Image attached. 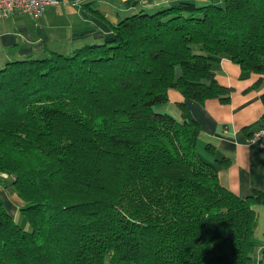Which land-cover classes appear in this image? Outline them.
Returning a JSON list of instances; mask_svg holds the SVG:
<instances>
[{"label":"trees","instance_id":"trees-1","mask_svg":"<svg viewBox=\"0 0 264 264\" xmlns=\"http://www.w3.org/2000/svg\"><path fill=\"white\" fill-rule=\"evenodd\" d=\"M223 57L264 75V0H182L0 67V176L23 201L21 223L0 198V264H264V192L219 182L185 103L182 120L154 110L170 88L228 100Z\"/></svg>","mask_w":264,"mask_h":264},{"label":"crops","instance_id":"crops-1","mask_svg":"<svg viewBox=\"0 0 264 264\" xmlns=\"http://www.w3.org/2000/svg\"><path fill=\"white\" fill-rule=\"evenodd\" d=\"M43 14L33 18L14 12L0 19V67L7 62L43 58L51 52L69 54L86 44L101 42L120 19L139 11L153 12L182 0H58ZM207 4L211 0H189ZM215 78L231 88L228 100L217 98L200 103L170 88L167 100L154 105L182 120L185 103L201 130L197 135L198 156L215 165L219 182L239 197L253 189L264 192V145L249 141L252 133L264 127V75L242 70L228 57L215 64ZM0 198L16 221H21L22 199L9 180L0 176ZM255 263L264 256V203L254 206ZM27 226V224H24Z\"/></svg>","mask_w":264,"mask_h":264},{"label":"built area","instance_id":"built-area-1","mask_svg":"<svg viewBox=\"0 0 264 264\" xmlns=\"http://www.w3.org/2000/svg\"><path fill=\"white\" fill-rule=\"evenodd\" d=\"M58 0H0V19L8 17L14 12L25 13L33 18L40 17L49 4H58ZM250 142L264 145V127L252 133Z\"/></svg>","mask_w":264,"mask_h":264},{"label":"rangeland","instance_id":"rangeland-1","mask_svg":"<svg viewBox=\"0 0 264 264\" xmlns=\"http://www.w3.org/2000/svg\"><path fill=\"white\" fill-rule=\"evenodd\" d=\"M0 175H1V176H4V173H0ZM21 223H22V221H21ZM253 261H254V260H253Z\"/></svg>","mask_w":264,"mask_h":264}]
</instances>
